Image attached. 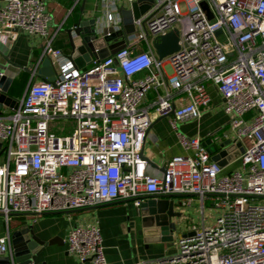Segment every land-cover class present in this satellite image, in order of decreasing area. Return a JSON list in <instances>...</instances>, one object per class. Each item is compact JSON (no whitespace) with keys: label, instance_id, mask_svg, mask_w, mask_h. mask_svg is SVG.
I'll list each match as a JSON object with an SVG mask.
<instances>
[{"label":"built area","instance_id":"built-area-1","mask_svg":"<svg viewBox=\"0 0 264 264\" xmlns=\"http://www.w3.org/2000/svg\"><path fill=\"white\" fill-rule=\"evenodd\" d=\"M138 1L100 0L105 24L121 30L122 10ZM51 21L45 0H6L0 7V38L12 40L16 35L7 33L15 31L40 37V62L49 58L56 71L49 82L33 70L17 108L0 114V215L42 217L117 201L140 208L145 197L164 195L184 197L186 209L197 197L199 224L161 264H264V0H154L134 20L125 48L82 71L54 47ZM176 28L180 50L160 61L153 44ZM140 42L148 50L138 51ZM208 85L223 98L232 142L243 149L241 170L230 174L202 139L179 133L180 124L201 120L210 107ZM177 91L185 95L179 104ZM151 92L154 112L169 119L188 152L171 158L161 177L149 174L143 154ZM61 120L75 123L71 134L52 130ZM208 203L219 214L214 225ZM67 246L80 264H110L98 220L72 226ZM9 254L8 233L0 238V257Z\"/></svg>","mask_w":264,"mask_h":264},{"label":"crops","instance_id":"crops-1","mask_svg":"<svg viewBox=\"0 0 264 264\" xmlns=\"http://www.w3.org/2000/svg\"><path fill=\"white\" fill-rule=\"evenodd\" d=\"M45 1L48 11L52 15L50 32L55 35L54 47L61 49L68 57H70L72 49L66 31L76 28L80 18L84 21L98 19L106 23L100 0ZM189 2L193 4V0H189ZM5 3L6 0H0V7L4 6ZM147 4L151 5L152 3L147 1L142 3V5ZM129 9L127 7L126 10ZM7 35L11 37L16 35L14 39L6 42L0 38V46L3 48L4 53L8 55L11 64H7L1 55L0 64L4 67L3 74L14 79L8 95L19 101L24 96L32 77V72L28 69L39 61L43 53L44 42L38 36H31L21 31L8 32ZM82 38L73 35L77 46L82 44ZM137 48L138 51H145L148 50L149 46L146 42H140L137 44ZM208 92L211 96V104L204 112L202 119L180 124L179 133L189 138L202 139L207 148L214 146L217 151L210 152L212 160L218 153L223 151L220 146L231 141L225 147L227 151L230 150L228 157L231 160H228L224 167L222 166V173L230 174L240 168L236 164H239V166L241 164L239 157L243 149L232 142L234 133L228 126L229 119L223 109V98L213 85H208ZM173 97L179 104L185 95L183 92L177 91L173 93ZM154 100V92L149 93L146 105L150 109L153 123L146 137L143 154L149 164V174L161 177L167 162L171 158L186 156L188 152L182 147L178 132L172 128L169 119L160 118L154 112L151 107ZM10 111L4 108L2 113L6 114ZM184 199L182 196L174 199V211L178 217L174 218L172 222L176 224L177 229L174 233V241L169 243L146 242L152 236L150 232L144 234L143 215L140 214V209L132 201H117L91 209L80 210L74 213H85L87 215L75 218H72L71 214H46L42 217L12 215L7 221L0 215V238L8 233L11 236L16 231L31 228L42 241L46 243L54 242L45 247L40 256V264H80L79 260L68 252L69 230L76 224L89 225L94 220H98L103 237L105 257L110 264H161L162 261L177 253L180 239L188 234L191 228L189 225L185 230V222L178 211ZM198 208L199 199L193 197L192 206L184 210L192 213ZM61 215H68L69 217L65 219L59 217ZM199 222L194 224H199Z\"/></svg>","mask_w":264,"mask_h":264},{"label":"water","instance_id":"water-1","mask_svg":"<svg viewBox=\"0 0 264 264\" xmlns=\"http://www.w3.org/2000/svg\"><path fill=\"white\" fill-rule=\"evenodd\" d=\"M153 3L154 0H139L131 9L122 10L123 28L115 31L114 28L108 27L105 23L98 19L84 21L79 19L78 26L69 29L66 33L69 36L71 44L70 59L74 62L77 70H84L95 60H102L110 55H114L125 48L128 35L135 32L134 20L144 15L151 5H142L143 2ZM201 7L208 14L209 19L213 15L207 3H201ZM221 32H219L220 34ZM83 37L82 44L77 46L73 39V35ZM180 32L176 28L160 39L155 40L153 47L158 59L164 60L168 56L173 55L180 50ZM0 55L7 64H11L0 46ZM37 68V77L44 81L54 82L56 80V71L49 58L40 59L35 65H31L30 72ZM4 67L0 64V114L4 108L14 110L18 106V101L8 95L10 87L13 85L14 79L3 74ZM231 141L222 144L220 147L223 151L218 153L213 161L218 162L221 166H225L229 159L225 149ZM233 149H235L233 147ZM217 151V149H216ZM215 151V152H216ZM233 151V150H232ZM2 153V144L0 143V154ZM228 158V159H227ZM180 198L179 195L149 196L143 199L140 206V214L143 215L144 234L150 232L152 238L146 242H173L174 233L177 229L172 220L178 215L175 214L174 199ZM80 211V210H79ZM77 211L67 212L72 214ZM12 254L0 257V264H40V256L46 246L53 244V241L46 243L37 237L31 228L16 231L11 235ZM45 264V263H43Z\"/></svg>","mask_w":264,"mask_h":264},{"label":"rangeland","instance_id":"rangeland-1","mask_svg":"<svg viewBox=\"0 0 264 264\" xmlns=\"http://www.w3.org/2000/svg\"><path fill=\"white\" fill-rule=\"evenodd\" d=\"M189 22L187 20L184 21V28L185 30L188 29L189 27ZM75 127V123L73 122H70V121H57L53 124H51V128L52 130L54 131H58L57 134L58 135H68V134H71L73 132V129ZM209 152H215L216 151V148L214 146H211V147H208L207 148ZM1 161L4 160V156H2L0 158ZM238 167H240L238 170H241V164L239 166V164H236ZM225 174V173H224ZM178 211L180 212L181 214V217L183 218L184 222H185V230L187 228V226H192L195 222H199V219H200V213H199V209L195 210L194 212H188V210H184V209H180L178 208ZM87 214L85 213H74V214H71L70 216L72 218H75V217H83V216H86ZM59 217H62V218H65V219H68V215H61ZM206 217L208 218V225H214V221L215 219H217L219 217V214L216 210H214L212 207H211V204L208 203L207 204V210H206ZM33 219V218H31Z\"/></svg>","mask_w":264,"mask_h":264}]
</instances>
